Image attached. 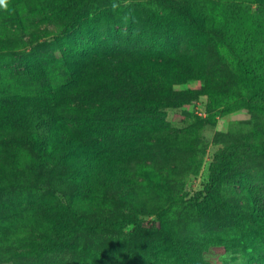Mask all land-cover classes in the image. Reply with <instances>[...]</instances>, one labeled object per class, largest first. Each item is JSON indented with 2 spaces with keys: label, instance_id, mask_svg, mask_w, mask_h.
I'll list each match as a JSON object with an SVG mask.
<instances>
[{
  "label": "rangeland",
  "instance_id": "1",
  "mask_svg": "<svg viewBox=\"0 0 264 264\" xmlns=\"http://www.w3.org/2000/svg\"><path fill=\"white\" fill-rule=\"evenodd\" d=\"M165 1L168 6L159 0H7V6L0 8V205L12 211L0 216V252L21 247L34 251L30 242L50 229L45 235L54 244L47 245L35 264H175L174 256L160 257L174 252L166 251L172 239L188 258L197 256L204 264H264V229L258 231L248 225L255 216L264 217V113L243 107L250 91L241 90L231 66L235 54L246 49L264 74V0H200L205 27H212L204 33L190 29L186 18L173 8L176 3L189 5L192 0ZM74 4L84 7V24L94 26L92 40L86 31L76 37H72L75 31L66 32ZM162 20L164 23H160ZM250 31L255 32V41ZM66 41L73 45L68 46ZM23 50L32 53L34 70L62 50L73 56L88 52L92 59L87 60L94 63L89 69L91 76L79 77L59 98L55 97L57 87L68 84L63 71L59 78L53 75L54 79L48 80V93L40 91L45 79L34 74L16 77L21 86L9 87L13 80L5 67L11 63L12 52ZM155 56L163 64L159 83L155 82L158 75H152L156 73ZM15 65L25 67L18 62ZM164 88H170L169 96L157 100L164 99L165 104L144 108L148 101L145 99ZM175 92L181 94L180 103L173 99ZM10 97L17 98L11 110V102L2 100ZM36 98L40 105L35 127L40 133L50 134L46 144L55 142L52 138L59 135L61 128L76 135L77 127L73 126L78 124L73 117L80 118L78 114L88 108L82 104L86 100L105 107L104 124L129 119L133 126L126 134L133 137L135 132L140 133L139 149L134 147L136 152L133 151L137 159L125 157L127 162L120 158L117 163L108 155L98 163L99 174L78 178L88 189L110 191L99 203L109 208V214L96 208L95 202V209H91L82 200H73L63 213L56 207L49 209L51 206L33 208L39 202L51 205L65 197L66 201L67 190L75 186L76 180L68 158H59L61 154L52 158L54 165L66 168L60 172L29 146L33 129L26 130L19 121L29 110L30 100ZM256 100L253 101L258 104ZM103 122L99 125L97 120L90 121L78 133L99 127L103 132L102 147L112 148L117 142L109 132L105 133ZM175 134L192 144L194 157ZM240 134L254 135L256 140L261 137L256 157L237 173L234 165L230 167L233 175L228 181L224 178L220 192L228 204H215L209 199L207 205H202L203 211L197 203L203 202L211 165L217 155L231 162L230 153L241 145L237 138ZM55 143L54 151H60L62 147ZM47 152L51 156L50 150ZM118 153L121 152L112 155ZM36 166L39 170L49 166L41 179L42 190L38 191L33 185L38 181ZM117 173L125 177L130 188H141L142 205L135 209L134 224L113 232L110 222H103L99 228L89 230V223H80L82 215L92 221L106 214L109 218L105 219L112 223L119 218L116 210L124 202L120 199L108 203L112 201L111 194L122 197L127 189L113 185ZM46 185L66 195H50V201L45 200ZM212 194L216 195L214 191ZM28 198L33 199V205ZM156 213L164 214L174 238ZM260 223L264 225V218ZM133 232L139 239L126 242ZM77 253L79 258L84 256L83 260L77 261Z\"/></svg>",
  "mask_w": 264,
  "mask_h": 264
},
{
  "label": "trees",
  "instance_id": "2",
  "mask_svg": "<svg viewBox=\"0 0 264 264\" xmlns=\"http://www.w3.org/2000/svg\"><path fill=\"white\" fill-rule=\"evenodd\" d=\"M163 6H168L167 2L164 0H159ZM202 2L200 0H192V2L189 5H185L183 2L176 3V5L173 7L177 13L182 15L183 17L186 18V24L189 26L190 29L198 32V33H204L212 29V27H205L204 20H202L205 15H202L201 10H202ZM83 6L79 4H74L72 9V14H70V18L68 21L67 29L66 32L70 33L69 31L73 30L75 33L73 34L72 37L79 36V32L82 33H87V35H90V40H92V35L94 34V26H92L90 23H87L86 25L84 24L83 17L85 15L81 13L83 12ZM173 10V9H172ZM240 9H236L235 11L238 12ZM80 14V15H79ZM160 21V20H159ZM159 21H155L156 23ZM152 22V21H151ZM160 23H164L162 20ZM250 37L252 40H256L255 38V32L250 31ZM66 44L68 46H72L73 42L72 41H66ZM66 45V46H67ZM30 46V44H28ZM246 49H242L240 53L235 54V57L231 61V66L233 70L236 72V75L238 79L240 80L241 84V90L242 89H248L250 91V94L248 97H246L245 101H243V107L254 110L256 112L264 113V74L259 70V68L256 67V64L252 61L251 56L245 52ZM60 55H53L45 64L41 65L37 69H32L33 66V58L31 55L32 53H28L27 50H23V52H12L11 55L12 57L9 59L11 61L10 65L5 67L8 69L7 74L11 76V79L13 80L10 84L9 87L15 88L21 86L20 83L18 82L16 77L22 76L25 77L30 74H34L37 77H41L45 79L43 83V88H40V91L42 94L50 92L49 86H48V80H53L54 77L53 75H56L58 78L60 77V73H65L68 76V84L67 83H62L57 87V94L55 95L56 98L61 97L65 91L68 89V87L73 85L76 80L80 77H83L85 79L90 78L89 69L94 66L93 62L88 61L87 59H92L90 58L92 55L87 52L85 53L86 55L83 56H73L71 52L62 50V52L59 53ZM157 56V55H156ZM155 56L154 58V67L156 69V73L152 74L153 76L158 75L156 77L155 82L159 83L162 81V77L164 74L163 69L160 67L163 64L161 61L158 60V58ZM157 58V59H156ZM15 62H18L20 64H23L25 67L24 68H18V65H15ZM80 62V63H79ZM0 64L3 65V62L0 61ZM80 64V65H79ZM185 82V81H183ZM167 89V90H166ZM11 91L10 96H13V91L11 89H8ZM1 91V89H0ZM5 91V90H4ZM169 91L171 92L170 88H164L162 90H156L153 95L145 100H148L144 104V108L150 107L152 105L158 104H165L164 99H159L157 100L160 96L161 98H165L168 94L169 96ZM1 91L0 93H2ZM173 94V99H177L178 102L180 103L181 100L178 98L181 96L178 92L172 93ZM5 95V94H3ZM180 95V96H179ZM2 96V95H1ZM183 97V96H182ZM17 98L10 97V98H2V100H8V109L11 110L9 107L13 104L16 103ZM254 99H257V103H254ZM40 100L32 99L28 103V109L26 110L25 113L22 115V121H19L21 127H24L26 130L30 131V129H33L34 138H30L29 146L31 147L32 151L38 155L39 157H44L45 160H49L50 162H47L48 164H51L49 166H53L56 169H61L60 172L66 168H61L60 165L56 166V163L54 165L53 163V157L56 154H61L60 157H65L68 158L71 161V164L69 168H74L73 172L76 180L74 181L75 186H72L69 188L68 195L69 197L65 201L66 193H62L60 190L55 189L54 187L48 186V190H43L45 191V200L50 198L51 196L55 197V194L60 195V198H64L63 201H59L58 199L55 200L56 202H52L51 205L49 204H40L36 203L34 204L33 208L40 207V206H51L49 207L54 209L56 207V211H59L60 213H63L64 210H66L67 205L71 204L72 201H80L82 200L86 205H90L91 209H95L93 207L92 203L95 202L96 208L99 206L102 208V210L106 213L109 214V208L99 204L102 202L103 198L107 197L110 195V191L105 188L104 190L96 189V190H91L88 189L84 186V184L80 183V179L83 180L84 177H92L96 176L99 174L100 170L98 168V163L100 162L101 158L105 159L108 155L113 158L115 162L118 163L119 159L121 158L124 162L125 161L123 158L127 157L128 159L133 158L137 159V157L133 154L136 152L134 150V147H137L139 149V146H137L138 141L137 138L140 137V133L135 132V136L131 137L130 135L126 134L127 130H130V128L133 126L131 123H129V119H119L117 121H108L109 124H104L103 122V117H104V109L105 107L100 104L93 103L90 100L84 101L83 106L88 107L87 109L85 108L82 110V114H78L79 117H73L76 121L78 126H73L76 128L75 133L76 135L73 136L69 131L61 128V132L57 133L59 134L55 138V142H58L62 149L60 151H54V147L56 145L55 142H49L46 144L45 140L50 136L49 133L39 132L37 127H35V124H38V121L35 119L38 117L37 108L40 105L39 104ZM131 117V116H129ZM13 118L15 117V113L13 115ZM42 119H45V116L42 117ZM105 119V117H104ZM97 120L98 124L100 125L101 122H103L101 125L105 126L104 131L105 133H108L113 137L114 142L117 144L114 145L112 148H104L101 145V137L103 135V132L99 127H91V129H87V132L84 133H78L79 128H83L84 125L88 124L90 121ZM89 126H91L89 124ZM86 127V126H85ZM56 131L59 130V128H55ZM2 131V129H0ZM81 136V137H80ZM138 136V137H137ZM251 135L246 134L240 136H237L238 140L240 141L239 144H241L238 147H234V151L231 152L233 159L230 161H225V160H220L219 156L217 155L216 157V162L211 165V170L209 174V179L205 187V196L203 197L204 199L202 200V203H197L198 207H200L202 210L205 208H202V205H207V200H211L215 204L225 202L228 204L227 199L223 196L222 193V185L224 184V178L227 179L232 177V171L230 170V167L234 165L232 168L236 169V173L240 171L243 167V165L247 164L248 160H253L256 157V154L254 153L256 151V148L260 147L261 143V137L260 140H256V137L253 135V137H250ZM175 138H179L182 143L186 144L190 148V153L192 154V157L195 155V150L191 147L192 144H188L185 142L183 139L180 138L179 135L175 134ZM97 139V142L95 141ZM117 140V141H116ZM237 143V142H236ZM92 144V147H91ZM258 145V146H257ZM50 150L51 156L47 152ZM121 152L118 153L116 156H113L112 153L115 152ZM243 154V156L241 155ZM42 160L41 162L45 161ZM55 161V160H54ZM132 164H135L136 162L132 161ZM49 166L47 167H42L39 170V167L36 166V168L39 170V173H35V176L38 178L37 183L33 184L36 185L35 190H42L41 187H43V182H41L42 177L45 175L44 170H46ZM231 168V169H232ZM55 171V169H53ZM58 172V170H57ZM52 173V172H51ZM91 173H94V175H91ZM109 174V173H106ZM110 175V174H109ZM148 176V175H147ZM72 178V176H71ZM80 178V179H78ZM106 181V178L104 179ZM86 182V181H85ZM107 182V181H106ZM118 182L122 185L119 186ZM115 183L113 185H118L117 187L120 189L127 188L123 191V195L120 196H113L111 194V199L112 201H109L108 203L113 202L114 200H119L120 199L124 202L121 207H116L118 208L116 210L117 214H119V218L116 221H110L105 218H109L108 215L102 214L94 217V220L88 221L84 218L82 215V223L85 224H90L89 230L93 231V228H99L100 224L103 222H110L112 231H120L122 226H130V223L132 222V218H135V209L136 207L139 208L142 203L139 200L140 197V187H129L130 185L128 182L125 180V177L122 176L121 173H117V176L115 178ZM109 184H112L110 181ZM142 185V184H141ZM139 188V189H138ZM215 192L216 195L212 194V192ZM99 193V195H97ZM57 195V196H58ZM62 195V196H61ZM82 196V197H81ZM212 197V199H211ZM1 198V197H0ZM33 200V199H32ZM32 200L28 198V202L30 205L32 204ZM120 204V203H119ZM225 205V204H224ZM226 206V205H225ZM115 207V206H114ZM216 207V205H215ZM223 207V206H222ZM144 208H148L145 206ZM204 211V210H203ZM12 211L8 207L6 208L5 206L1 207L0 205V216L2 217L4 214H10ZM35 214V213H32ZM149 213H147V216ZM196 214V213H195ZM156 215L159 217V221L162 222V224L166 227L165 230L168 232V234L171 235V237L174 238L175 233L173 235V232L168 231L169 226L164 221V214H159L156 213ZM199 215V214H196ZM255 221H251L248 225L251 227H256L258 231L259 229H264V225L260 223V220L263 219L264 217H256L255 216ZM123 219V220H122ZM234 222L237 223V217L234 216ZM134 224V223H131ZM137 227V226H136ZM154 229V227H152ZM50 230V229H45ZM139 230V228H138ZM45 231L38 236L37 238H34L30 242V248L33 247L34 251L31 250V252L26 249H17V250H3L0 252V263H7V262H12L13 264H30L27 262H31V264H35L37 260L43 255L44 250H46L47 245L54 244L48 239L50 237H47L45 235ZM40 234V233H39ZM170 237V238H171ZM139 239L138 235L135 234L134 232L131 233L126 239V242H131V240H137ZM172 239V238H171ZM173 241L168 243V248L166 251H174L170 256L169 255H161L160 257L162 258H172L174 256V259L177 261L175 264H204L200 260H198L197 256L194 258H188L186 256V253L181 249V247L178 246V243L175 242V239H172ZM40 245V249H36L35 246ZM87 257H90L89 255H86ZM84 256L82 255L79 258V254L77 253V261L83 260ZM19 262V263H18Z\"/></svg>",
  "mask_w": 264,
  "mask_h": 264
},
{
  "label": "clouds",
  "instance_id": "3",
  "mask_svg": "<svg viewBox=\"0 0 264 264\" xmlns=\"http://www.w3.org/2000/svg\"><path fill=\"white\" fill-rule=\"evenodd\" d=\"M7 6V0H0V8H4Z\"/></svg>",
  "mask_w": 264,
  "mask_h": 264
}]
</instances>
